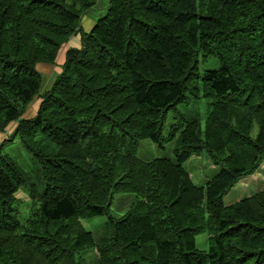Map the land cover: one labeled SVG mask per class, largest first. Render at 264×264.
Returning a JSON list of instances; mask_svg holds the SVG:
<instances>
[{"label":"trees","instance_id":"trees-1","mask_svg":"<svg viewBox=\"0 0 264 264\" xmlns=\"http://www.w3.org/2000/svg\"><path fill=\"white\" fill-rule=\"evenodd\" d=\"M94 3L0 0V264H86L88 248L96 264H264V184L223 200L264 159V0H106L86 29ZM75 33L41 90L36 63ZM201 95L204 123L186 120L176 104ZM143 138L175 139L173 156L139 158ZM15 139L31 174L1 151ZM202 149L218 170L197 184L183 162ZM105 213L96 239L81 220Z\"/></svg>","mask_w":264,"mask_h":264},{"label":"rangeland","instance_id":"rangeland-1","mask_svg":"<svg viewBox=\"0 0 264 264\" xmlns=\"http://www.w3.org/2000/svg\"><path fill=\"white\" fill-rule=\"evenodd\" d=\"M106 0H95L94 5L89 8L85 13V17L97 18L99 15L103 14L106 10L105 8ZM86 19V18H85ZM84 19V20H85ZM83 23V20H82ZM85 23V22H84ZM89 28V27H88ZM215 64V61H212ZM206 64L201 63V67ZM41 71H45L41 69ZM44 73V80L42 82L41 90H43L50 82V75L52 72ZM192 95V94H190ZM40 98L35 96L33 100L28 104L23 116H33L39 105ZM178 111H180L186 120L199 118L202 124L204 123L205 117L210 109V99L205 96L192 97L188 96L185 101L178 102L176 104ZM173 110L169 111L165 120L163 127V133H166L172 118ZM256 124L252 128V133L256 132ZM9 131V129H8ZM7 130L0 132V140L7 135ZM175 145V139L171 141H166L163 146L153 142L149 138L140 139L137 143V156L141 159L147 160L158 156H173V148ZM1 151L8 152L12 155L15 161L18 163L20 168H22L27 173H33V168L35 167V162L32 158L30 152H28L19 142L18 139L6 142ZM184 167L188 170L192 179L197 183H205L210 176L218 170V166L214 165L205 149L199 152L192 153L184 162ZM264 184V159L257 167V169L249 174L240 177L234 185L225 193L223 200L226 204H229L241 197L250 195L262 188ZM14 195L21 200L23 203L28 201V195L25 190L21 187L14 193ZM131 194H129L130 196ZM125 193H118L115 195L109 213L110 214H121L124 209H120L119 205H127L130 201V197ZM26 209V207H25ZM106 219L107 214L95 215L90 218L82 219V224L93 231V235L96 239L102 237L106 233ZM198 247H205L206 245V234L200 233L196 236ZM82 256L86 260V264H96L97 251L96 249H85L82 251Z\"/></svg>","mask_w":264,"mask_h":264},{"label":"crops","instance_id":"crops-1","mask_svg":"<svg viewBox=\"0 0 264 264\" xmlns=\"http://www.w3.org/2000/svg\"><path fill=\"white\" fill-rule=\"evenodd\" d=\"M93 22L94 21L91 17H85V15L83 16V24H84L86 29H89ZM79 44H80V34L75 33V34L71 35L65 43H63L61 45V47L59 48V50L57 52L54 63H49V62H37L36 63V68L38 69V71L41 72L42 82L44 80V73L43 72H46V73L52 72L50 75V77H51L50 82L48 83V85L45 88H48L52 84L56 74L61 70V64L63 63V61L65 59L66 49L69 46H72V45L78 46ZM41 69H44L45 71H41ZM41 86H42V83H41Z\"/></svg>","mask_w":264,"mask_h":264}]
</instances>
